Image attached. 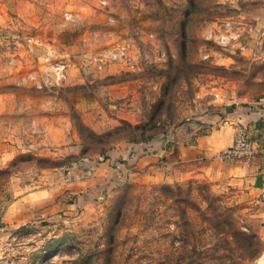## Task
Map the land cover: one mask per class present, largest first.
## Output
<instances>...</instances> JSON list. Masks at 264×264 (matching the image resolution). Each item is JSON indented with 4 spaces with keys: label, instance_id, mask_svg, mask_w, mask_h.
Returning a JSON list of instances; mask_svg holds the SVG:
<instances>
[{
    "label": "rangeland",
    "instance_id": "obj_1",
    "mask_svg": "<svg viewBox=\"0 0 264 264\" xmlns=\"http://www.w3.org/2000/svg\"><path fill=\"white\" fill-rule=\"evenodd\" d=\"M263 98L264 0H0V264H259L257 183L178 147Z\"/></svg>",
    "mask_w": 264,
    "mask_h": 264
},
{
    "label": "crops",
    "instance_id": "obj_2",
    "mask_svg": "<svg viewBox=\"0 0 264 264\" xmlns=\"http://www.w3.org/2000/svg\"><path fill=\"white\" fill-rule=\"evenodd\" d=\"M258 103L260 106L254 110H237L234 120L237 124L243 123L247 128L249 127L254 143L262 147L263 150L248 162L224 161L223 167L220 168L213 158L214 154L231 144L235 128L197 134L193 142L178 147V155L181 160H196V164L187 173L195 172L215 178L226 177L231 179L234 184L256 182L254 189L258 194V185L260 181L264 180V98ZM253 134L259 136H253Z\"/></svg>",
    "mask_w": 264,
    "mask_h": 264
},
{
    "label": "built area",
    "instance_id": "obj_3",
    "mask_svg": "<svg viewBox=\"0 0 264 264\" xmlns=\"http://www.w3.org/2000/svg\"><path fill=\"white\" fill-rule=\"evenodd\" d=\"M261 150L263 148L254 143L247 126L239 123L235 127L231 144L216 152L214 158L248 162ZM258 199L264 201V180L258 185Z\"/></svg>",
    "mask_w": 264,
    "mask_h": 264
},
{
    "label": "bare ground",
    "instance_id": "obj_4",
    "mask_svg": "<svg viewBox=\"0 0 264 264\" xmlns=\"http://www.w3.org/2000/svg\"><path fill=\"white\" fill-rule=\"evenodd\" d=\"M264 256V255H263ZM259 264H264V260L263 261H261Z\"/></svg>",
    "mask_w": 264,
    "mask_h": 264
}]
</instances>
